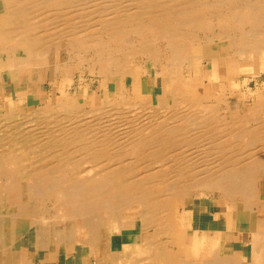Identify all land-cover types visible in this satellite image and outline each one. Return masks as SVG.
<instances>
[{
	"label": "bare ground",
	"instance_id": "6f19581e",
	"mask_svg": "<svg viewBox=\"0 0 264 264\" xmlns=\"http://www.w3.org/2000/svg\"><path fill=\"white\" fill-rule=\"evenodd\" d=\"M0 111V264H264V0H0Z\"/></svg>",
	"mask_w": 264,
	"mask_h": 264
},
{
	"label": "rangeland",
	"instance_id": "374dc122",
	"mask_svg": "<svg viewBox=\"0 0 264 264\" xmlns=\"http://www.w3.org/2000/svg\"><path fill=\"white\" fill-rule=\"evenodd\" d=\"M247 62V61H246ZM200 63H201V60H196V62L193 64V66L194 67H196V69L198 68H200ZM209 68H211V67H208L207 65L206 66H204L203 67V69L204 70H209ZM257 68L256 67H254V69H253V71L252 72H257V70H256ZM165 74V73H164ZM169 75H166V76H164L161 80H160V82H159V85L161 86V89H162V93L164 94L165 93V87H166V85H167V83H168V79H169ZM262 77V76H261ZM91 78V77H90ZM164 78H166V79H164ZM263 78V77H262ZM64 80H65V69L64 68H62L61 70H60V72H59V74H58V78L54 81V89H58V90H60L62 87H63V85H64ZM95 80V81H94ZM94 80H92V81H87V83H88V88H89V90H91L92 91V97H91V102L92 103H95V104H99V101H100V99L97 97L98 96V91L96 90L97 89V87H98V85L100 84V81L98 80V79H94ZM166 80V81H165ZM21 82H23L24 83V81H25V78L24 79H21L20 80ZM93 84H92V83ZM33 83L36 85V87H37V85H38V83H40V81L37 79H34V81H33ZM104 83L106 84H108V85H110V82L109 81H107V82H105L104 81ZM216 83V82H215ZM91 84V85H90ZM95 84V85H94ZM252 84V85H251ZM181 85H182V90L183 91H186L189 87H194V86H200L201 85V81L199 80V79H196V80H187V79H185V78H183V79H181ZM250 85L251 86H253V82H251L250 83ZM93 86V87H92ZM234 85H230V87H233ZM236 86V85H235ZM35 87V88H36ZM46 87V88H45ZM213 88H217V86L215 85V86H213ZM18 90H19V92H21V94L23 95H25L26 94V91L28 92V93H32L33 91H32V89H33V85H31L30 83H28L27 84V86H21V87H18L17 88ZM42 89V90H41ZM46 89V90H45ZM39 91L38 92H33L32 93V100L33 101H35L34 103H32V106H35L37 103H36V101H38L39 102V104H43L44 102H45V100H46V94L49 92V87H48V84L47 83H41V85H40V87H39V89H38ZM109 90H111V88L109 89ZM80 98H82L81 96H80ZM0 113H3L2 111H0ZM2 123V120H1V118H0V124ZM1 126V125H0ZM262 176H264V175H262ZM259 181L260 182H264V177H259ZM216 198H217V196H216ZM137 210H138V205L137 204H133L132 206H130V208H124L123 209V211H122V215H123V217H134L135 215H136V212H137ZM145 235H148V234H146V233H142L141 234V236L143 237V236H145ZM188 238H190V235L188 236ZM99 250H98V248H96L95 249V252L97 253ZM67 252L68 253H71L69 250H67ZM62 253H63V251H62ZM45 257V254H42V258H44ZM97 257L95 256V258H94V261H95V264H98L97 262H98V258L96 259Z\"/></svg>",
	"mask_w": 264,
	"mask_h": 264
},
{
	"label": "crops",
	"instance_id": "0c3cea01",
	"mask_svg": "<svg viewBox=\"0 0 264 264\" xmlns=\"http://www.w3.org/2000/svg\"><path fill=\"white\" fill-rule=\"evenodd\" d=\"M197 73H198V76H197V77L200 78V76H201V74H202V73H201V66H200L199 69L197 68ZM200 73H201V74H200ZM222 239H223V236H221V241H222ZM229 240H230V239H229ZM230 241H231V240H230ZM230 241H227V240H226V241L224 242V244H225L226 247H232V246H233L232 241H231V242H230ZM227 243H228V244H227ZM94 263H95V261H94Z\"/></svg>",
	"mask_w": 264,
	"mask_h": 264
}]
</instances>
